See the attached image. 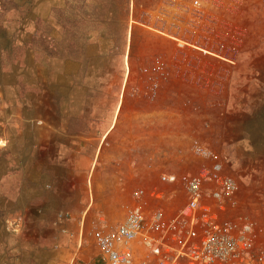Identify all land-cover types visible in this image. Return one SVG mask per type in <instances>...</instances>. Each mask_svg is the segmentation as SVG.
<instances>
[{"label":"rangeland","instance_id":"1","mask_svg":"<svg viewBox=\"0 0 264 264\" xmlns=\"http://www.w3.org/2000/svg\"><path fill=\"white\" fill-rule=\"evenodd\" d=\"M74 1L65 10L54 11V21L68 30L69 49L65 51L58 42L53 45L55 42L49 43L46 36L40 35L34 43L42 52L41 65L30 72L28 80L20 76L19 90L10 92L11 100L3 94L11 89L7 82L10 79L0 80V175L3 170H10L8 157L3 154L8 150L9 139L24 136L32 118L35 123L44 122L48 110L57 104L53 91H47L56 89L46 82L47 76L61 68L59 62L65 54L87 59L92 33L93 39H98L99 54L93 57L100 64L99 78L101 73H107L112 81L109 87L113 106L108 113L122 107L121 119L128 117L133 121L131 135L135 140L130 144L131 150L125 151L123 165L119 166L121 183L118 181L124 185L129 201L139 187H166L160 183L163 172L196 171L202 159L193 154L191 147L204 144L227 157L229 170L240 185L239 212L255 222L259 241L264 244V0H201L204 15L197 22L215 27L216 32L206 33V38L210 39L212 50L219 49L222 57L195 48L187 49V54L180 52L173 37H179L175 33L181 32L180 24L192 16L178 19V29H164L162 22L159 28L149 25L148 20L154 18L152 12L164 0H133V10L132 0H80L77 5ZM179 1V11L183 4L190 3ZM6 3L1 5L7 9L0 16V61L3 50L12 49L15 39V34L9 32L15 18L6 16L11 5ZM232 35L240 38L235 48L231 46ZM204 42L209 45V40ZM156 55L166 56L172 75L162 83L158 96L152 98L141 68L154 62ZM87 70L85 66L84 71ZM3 74L0 65V77ZM100 100L103 105L99 106L102 112L98 120H109L105 98ZM104 132L98 130L99 136ZM120 210L121 215L126 204ZM90 229L84 227V252L94 257L96 249L91 247L92 241L88 243ZM78 259H73L74 263Z\"/></svg>","mask_w":264,"mask_h":264},{"label":"crops","instance_id":"2","mask_svg":"<svg viewBox=\"0 0 264 264\" xmlns=\"http://www.w3.org/2000/svg\"><path fill=\"white\" fill-rule=\"evenodd\" d=\"M70 1L0 0V16L7 9H2V3L8 2L6 16L15 18L9 31L15 34L13 48L3 50L0 61L4 70L0 80L10 79L11 89L3 92L7 100L12 99L10 92L19 90L20 76L28 80L41 65L42 52L34 43L40 35L69 49L68 30L54 21V11L65 10ZM97 42L91 33L87 59L65 54L61 68L46 78L56 88L47 91H53L57 104L48 110L44 122L35 123L32 118L24 136L9 139L3 154L10 170L0 175V264H84L93 258L80 247L84 227L122 217L120 208L129 203L124 185H119V166L135 140L133 121L121 119L122 107L108 113L113 106L112 81L107 73L99 78L100 64L93 57L99 54ZM103 98L110 116L99 121ZM102 129L105 132L99 136ZM13 165L17 167L12 169ZM75 258L79 259L74 263Z\"/></svg>","mask_w":264,"mask_h":264},{"label":"built area","instance_id":"3","mask_svg":"<svg viewBox=\"0 0 264 264\" xmlns=\"http://www.w3.org/2000/svg\"><path fill=\"white\" fill-rule=\"evenodd\" d=\"M177 3L180 1L164 0L152 12L154 18L148 12L152 17L148 24L159 28L162 22L164 29L177 28L178 19L192 16L180 24L181 32L175 33L179 37H173L180 52L187 54V49L195 48L222 57L219 49L212 50L206 36L214 34L215 27L197 22L204 15L202 1L190 0L180 11ZM133 4L132 0V10ZM230 38L235 48L240 38ZM171 69L163 55H156L154 62L141 68L152 98L158 96L162 83L169 81ZM191 150L202 159L196 171L161 173L160 183L166 187H139L118 221L94 223L88 243L92 241L96 254L84 264H264V244L259 241L256 224L239 212L240 185L229 170L227 157L200 143L193 144ZM80 239L85 250L84 233Z\"/></svg>","mask_w":264,"mask_h":264}]
</instances>
